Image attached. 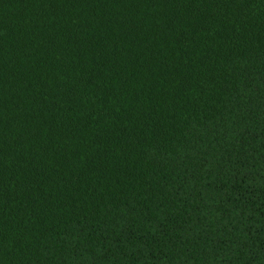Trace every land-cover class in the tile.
Returning <instances> with one entry per match:
<instances>
[{"label": "trees", "instance_id": "trees-1", "mask_svg": "<svg viewBox=\"0 0 264 264\" xmlns=\"http://www.w3.org/2000/svg\"><path fill=\"white\" fill-rule=\"evenodd\" d=\"M0 264H264V0H0Z\"/></svg>", "mask_w": 264, "mask_h": 264}]
</instances>
